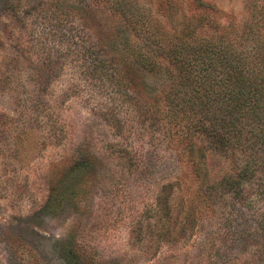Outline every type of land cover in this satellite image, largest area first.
<instances>
[{"label":"rangeland","instance_id":"rangeland-1","mask_svg":"<svg viewBox=\"0 0 264 264\" xmlns=\"http://www.w3.org/2000/svg\"><path fill=\"white\" fill-rule=\"evenodd\" d=\"M191 16L252 61L264 0H0V264H254L255 206L232 219L192 200L186 156L204 138L179 64L155 52ZM240 150L208 152L209 178ZM179 180L165 216L156 197Z\"/></svg>","mask_w":264,"mask_h":264},{"label":"trees","instance_id":"trees-1","mask_svg":"<svg viewBox=\"0 0 264 264\" xmlns=\"http://www.w3.org/2000/svg\"><path fill=\"white\" fill-rule=\"evenodd\" d=\"M193 19L184 22L168 46L159 45L155 50L165 54L168 63L179 64L183 75L182 88L177 93L188 94L191 107H196L191 110V114L195 111L196 115L190 119H197L191 121V135L202 133L204 138L198 144L191 143L186 156L190 174L199 183L192 200L208 207L220 202L231 206L227 214H233L232 219L240 207L255 206L252 218L256 226L250 232L256 241L254 264H264V33L250 37L252 43L248 45L255 53L251 61L247 54L227 48L228 43L222 36L197 37L198 25L204 19ZM207 24L220 32L219 26ZM238 37L248 42L249 34L243 32ZM159 41L165 42L166 36ZM109 69L111 62L101 46L93 43V71L107 75ZM238 148L243 152L238 170L210 179L205 164L207 153L226 155ZM245 181H248L246 187ZM180 183L179 180L166 184L156 197V206L165 216L169 199L176 187L179 190ZM226 220L231 229V219Z\"/></svg>","mask_w":264,"mask_h":264}]
</instances>
